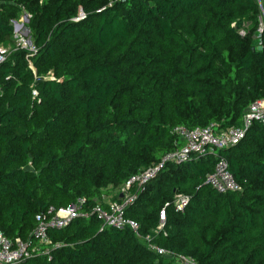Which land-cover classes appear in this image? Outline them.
<instances>
[{"label":"trees","instance_id":"1","mask_svg":"<svg viewBox=\"0 0 264 264\" xmlns=\"http://www.w3.org/2000/svg\"><path fill=\"white\" fill-rule=\"evenodd\" d=\"M25 11L36 51L16 47L11 19ZM260 16L258 0H2L0 46L11 49L0 63V230L31 248L15 264H179L180 254L264 264L261 118L220 150L239 188H213V156L195 154L135 190L126 214L139 233L91 212L50 227V246L34 235L39 214L120 199L132 176L182 146L176 126H243L264 100ZM177 193L190 196L183 210Z\"/></svg>","mask_w":264,"mask_h":264},{"label":"built area","instance_id":"2","mask_svg":"<svg viewBox=\"0 0 264 264\" xmlns=\"http://www.w3.org/2000/svg\"><path fill=\"white\" fill-rule=\"evenodd\" d=\"M1 5L2 0H0V9ZM30 17L31 14L25 11L19 19H11V23L14 25V37L17 40V48L20 47L29 49L30 51H36L37 48L30 36ZM81 17H84V14H81ZM241 32L244 33V31ZM8 54L9 50L1 45L0 63L7 59ZM28 57L29 55H27ZM34 94H37L36 90H34ZM256 118L264 120V100L254 103L250 107L245 115L243 126H231L219 129H216L213 124L194 128L185 125L176 126L174 131L182 139V146L166 154L159 163L153 164L132 176L125 184L127 190L125 189L121 193L122 197L120 199L110 200L106 205L97 203L90 211H83L79 204L84 201V198H80L77 204L58 209L50 219H46L41 214L37 215L39 224L34 231V235L38 243L50 246L52 244L49 235L50 227H64L74 217L87 216L91 212L97 215L103 226H111L118 229L130 228L132 231L139 233L141 228L140 222L126 214L127 206L137 198L135 190H145L147 184L159 175L165 164L169 162L182 163L195 154L204 157L209 155L213 156L214 168L207 174L206 178V182L213 188L219 192H228L239 188L238 182L229 168V161L226 156L220 153V150L238 143L245 136L247 129ZM130 187H136L134 192ZM189 200L190 196L188 194L177 193L172 205L175 210H183ZM168 205L169 202L160 211L159 225L155 229L156 232H166V207ZM53 209L51 207L50 212ZM144 237L146 240H150L151 235L147 234ZM55 245H59V243ZM149 245L151 249L156 250L159 254H169V250L152 241H149ZM34 249L32 248V251ZM30 254L31 248H29L28 242L20 237H16L15 239L10 238L0 230V264H15L23 258H28ZM174 258L179 264H199L191 255L180 254Z\"/></svg>","mask_w":264,"mask_h":264},{"label":"rangeland","instance_id":"3","mask_svg":"<svg viewBox=\"0 0 264 264\" xmlns=\"http://www.w3.org/2000/svg\"><path fill=\"white\" fill-rule=\"evenodd\" d=\"M259 2H260V6H261V16H260V18H261V24L262 25H264V0H258ZM246 25V23L245 22H242V23H240L239 24V28H240V31H244V26ZM15 38V37H14ZM15 41H16V47H17V40H16V38H15ZM6 47V46H5ZM9 51H10V49H11V46H7L6 47ZM20 48V47H19ZM127 190V188L125 187V185H123L122 187H120L119 189H118V191H117V193L119 192V193H123V191L124 190ZM130 189L134 192V190L136 189V187H130ZM129 194V193H128ZM130 194H132V193H130ZM111 198H115V197H111Z\"/></svg>","mask_w":264,"mask_h":264},{"label":"crops","instance_id":"4","mask_svg":"<svg viewBox=\"0 0 264 264\" xmlns=\"http://www.w3.org/2000/svg\"><path fill=\"white\" fill-rule=\"evenodd\" d=\"M110 200H113V199H111L110 196H107L106 201L108 202V201H110Z\"/></svg>","mask_w":264,"mask_h":264}]
</instances>
